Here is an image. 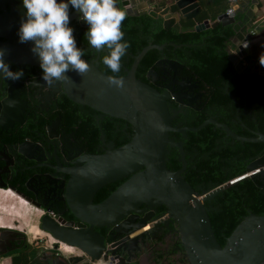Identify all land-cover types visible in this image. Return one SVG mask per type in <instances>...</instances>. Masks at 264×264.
Segmentation results:
<instances>
[{
	"label": "water",
	"instance_id": "water-1",
	"mask_svg": "<svg viewBox=\"0 0 264 264\" xmlns=\"http://www.w3.org/2000/svg\"><path fill=\"white\" fill-rule=\"evenodd\" d=\"M127 4L129 6L124 7L126 4L120 5L117 1V6H123L127 14H132L133 9L153 13L162 20L164 27H168L172 20L179 19L195 20V31L213 28L218 24L231 25L234 32L232 43L236 48L234 52H229V58L236 71L243 73L250 69L252 73L264 74V66L259 62L244 63L240 60L247 55L249 48L244 45H249L248 39L252 36L248 29L253 25V11L246 3L240 2L238 8L227 9L214 21L199 19L205 12L202 0H127ZM0 6L4 11L3 17H0V37L4 39L0 42V50L5 52V63H25L40 67L38 56L31 51L34 43L19 42L21 19L26 18L22 0H0ZM243 14L250 20L245 22L244 18H239ZM82 24L87 25L84 21ZM165 45L148 44L133 55L127 74L119 77L123 80L122 88L110 86L107 80L111 75L104 73L96 61H89L84 56L82 59L90 65V71L83 76L69 72L67 75L70 79L57 82L58 89L71 101L126 121L133 127L134 135L129 142L117 148H109L99 155L89 154L85 166L72 172L67 192L69 207L85 223L86 228L77 230L62 226L47 214L41 217L40 228L56 240L79 248L88 257L81 264H93L101 258L111 261L117 259L113 257L116 252L114 244L106 245L94 227L113 224L118 235H126L128 231L122 229V226L136 217L141 205H163L169 218L178 225L181 245L189 264H260L264 261V214L246 215L221 246L213 232L204 202L238 181L264 173V166L258 168L251 163L236 178L198 193L182 176L186 167L183 142L174 141L169 133L176 131L186 136V131H199L209 123L223 130L233 141L264 142V133L256 132L254 137L242 136L232 131L227 124L213 118H208L196 127H173L171 122L175 111L170 113L166 95L135 76L137 65L146 52L151 48L162 50ZM172 45L177 46L174 43ZM176 67H181V64L177 62ZM171 148L177 149L181 162V168L175 171L166 166ZM125 177L105 199L93 203V197L100 188ZM5 189L21 194L11 186ZM24 199L30 201L26 197ZM59 220L62 221L61 218ZM143 224L138 223L136 228H141ZM80 258H73L74 263ZM119 261L120 264L125 263L124 258Z\"/></svg>",
	"mask_w": 264,
	"mask_h": 264
},
{
	"label": "flooded vegetation",
	"instance_id": "flooded-vegetation-1",
	"mask_svg": "<svg viewBox=\"0 0 264 264\" xmlns=\"http://www.w3.org/2000/svg\"><path fill=\"white\" fill-rule=\"evenodd\" d=\"M117 1L121 5V1ZM6 6L8 8V5ZM128 6L129 4H126L124 7ZM121 9H124L123 6ZM142 12L148 13L133 9L129 15H138ZM3 13L0 6V17H3ZM79 15L70 6V16L73 18L70 19L69 26L73 28L74 33L85 34L89 26L82 24ZM2 41L4 39L0 37V42ZM83 45L88 53L86 59L96 61L100 68V59L107 54L106 50L97 51L88 44V41ZM163 49L159 58L145 70L138 64L135 76L166 95L170 113L175 111L171 122L173 127H196L189 126L188 119L197 113L211 111L214 106L209 105L207 96L210 95L199 80L189 75L184 63L170 54L169 49ZM139 51L134 53L127 49L121 60L119 77L127 74L133 62L132 56ZM240 60L246 63L243 59ZM177 62L181 67H176ZM6 64L10 65L12 71L23 70L24 76L12 81L4 80L0 73V186H3L0 188L14 187L30 200L27 201L21 194L15 193L28 206L40 211L36 224L39 230L41 217L46 214L62 226L82 230L86 225L73 214L67 197L72 172L85 166L89 154L99 155L109 148H117L118 142H122V145L129 142L134 135L133 127L122 119L102 114L87 106L72 108L68 101L70 99L58 89L57 82L50 86L42 79V69L38 66L14 62ZM226 92L228 93L227 90ZM238 111L239 107L231 119L234 124H237L239 119ZM70 113H73L74 119H70ZM216 117V114L210 113L208 118ZM240 125L245 132L250 131L255 135L259 132L249 129L244 122H240ZM231 130L237 133L236 129ZM187 132L190 131H186V136H183L180 132L171 131L169 136L174 141L183 142L184 147L183 139L188 137ZM228 138L231 137L224 132L218 142L227 143ZM230 142L233 143V140ZM262 158L264 147L251 157L247 165L254 163L256 167L263 168ZM260 176L264 177V173ZM126 178L107 185L116 183L120 185ZM99 190L93 197L94 204L103 200ZM204 191L206 190L202 192ZM210 201L211 199L204 202L207 212L212 210L213 204ZM150 212L152 214H149ZM140 222L144 224L137 229ZM16 223L17 221L11 227L0 226V258L8 257L12 264L15 263V259L17 264H81L88 260L79 248L58 241L47 232L43 231L46 239L35 237L37 240L31 241L27 230L19 228ZM122 229L128 233L118 235L113 224L94 227V231L104 238L105 244H114L113 249L116 250L113 257L117 259L109 261L101 258L103 262L120 264L119 259L124 258V264H162L164 263L162 260H166L163 244L169 241L174 245L172 252L175 250L178 264H189L181 245L178 225L169 218L163 205L156 207L141 205L136 217L131 219L129 224L122 226ZM125 237L127 238L124 239ZM47 241L51 243L47 244ZM63 245L72 248L73 253H66ZM32 250L35 254L30 258ZM156 252H163L159 255L162 263H158L154 258ZM79 257L81 258L74 263L73 258ZM260 264H264V261Z\"/></svg>",
	"mask_w": 264,
	"mask_h": 264
},
{
	"label": "trees",
	"instance_id": "trees-1",
	"mask_svg": "<svg viewBox=\"0 0 264 264\" xmlns=\"http://www.w3.org/2000/svg\"><path fill=\"white\" fill-rule=\"evenodd\" d=\"M121 5L127 0H120ZM211 3H210V2ZM205 12L199 17L214 21L226 7H221L219 0H204ZM195 20H172L168 27H164L162 20L153 13L142 12L138 15L127 14L122 23L124 40L130 44L131 52L141 50L148 44H166L163 50L169 49L170 54L176 56L188 69L190 76L199 80L207 90L209 112H200L188 119L189 126H198L206 120L210 113L216 114L219 122L226 123L231 129L242 136H255L253 132H245L240 127L244 122L251 130L264 133V74L252 73L250 69L239 73L234 63L229 58L233 30L231 25L218 24L213 28L195 31ZM77 46L84 49L87 37L83 32L73 33ZM174 43L176 47L172 45ZM161 50L151 48L140 60L141 69H146L159 58ZM249 62V57L244 58ZM100 59L101 70L114 75ZM119 75V74H118ZM228 91V93L226 92ZM75 109L83 107L68 100ZM239 107L237 124L231 119ZM70 119H74L70 113ZM89 127V125H86ZM184 138V151L186 168L182 173L184 180L192 188L202 193L211 190L227 181L236 178L246 171V165L258 150L264 147V142H244L228 138L227 143L218 142L224 131L209 123L196 132H187ZM109 136V135H108ZM125 143V142H124ZM123 143L118 142V147ZM167 154L166 166L170 170L181 168L179 153L176 148H171ZM264 161V158L261 160ZM121 183V182H120ZM119 184V183H118ZM118 184L106 185L99 190L101 199L107 197ZM213 206L208 211V216L216 239L221 246L224 245L236 225L249 213L264 214V177L256 175L238 181L218 192L210 201ZM215 207V209H214ZM166 260L159 259L163 252H156L154 258L162 264H178L176 252H172L174 245L170 242L163 244ZM35 254L32 250L30 258ZM17 261L15 259V263Z\"/></svg>",
	"mask_w": 264,
	"mask_h": 264
},
{
	"label": "clouds",
	"instance_id": "clouds-1",
	"mask_svg": "<svg viewBox=\"0 0 264 264\" xmlns=\"http://www.w3.org/2000/svg\"><path fill=\"white\" fill-rule=\"evenodd\" d=\"M22 4L26 18L21 19L19 42L34 43L31 51L38 56L42 79L48 85L70 79L69 72L83 76L90 71V65L82 59L84 51L77 46L74 30L69 26L71 6L80 14L79 19L89 26L85 33L88 44L97 51L107 52L102 62L114 74L108 77V84L123 87L118 74L130 44L124 40L122 31L127 12L117 6V0H22ZM4 55L0 50L2 78L21 79L23 70H10ZM259 64L264 66V52L259 56Z\"/></svg>",
	"mask_w": 264,
	"mask_h": 264
},
{
	"label": "rangeland",
	"instance_id": "rangeland-1",
	"mask_svg": "<svg viewBox=\"0 0 264 264\" xmlns=\"http://www.w3.org/2000/svg\"><path fill=\"white\" fill-rule=\"evenodd\" d=\"M7 190L10 189H0V226L11 227L17 221L16 224L19 228L27 230V235L31 241L35 242L37 240L35 237L45 238L46 236L43 231L39 230L36 225L40 211L20 202L14 195L11 196L12 194L7 192ZM29 227L33 230L30 231L31 229ZM50 243V241H47V244ZM72 251H66V253H71ZM97 263L107 264L103 260Z\"/></svg>",
	"mask_w": 264,
	"mask_h": 264
},
{
	"label": "crops",
	"instance_id": "crops-1",
	"mask_svg": "<svg viewBox=\"0 0 264 264\" xmlns=\"http://www.w3.org/2000/svg\"><path fill=\"white\" fill-rule=\"evenodd\" d=\"M204 1V0H202ZM221 1V7H226L225 10H223L221 13H224L227 9L229 8H238L239 3L243 2L248 5L249 8H252L253 11V25L251 28L248 30L252 33V36L250 39H248L249 45V51L247 55L243 56L244 58L249 57V62L250 63H258L259 62V56L262 52H264V0H219ZM210 2V1H209ZM138 3H141L138 1ZM204 3V2H203ZM211 3V2H210ZM205 6V5H204ZM239 18H244V21H248L247 17L241 15ZM178 21V20H177ZM231 51L234 50V46L230 48ZM243 61L248 63L244 58ZM1 189V188H0ZM7 192H10L14 197H16L20 202H23L26 204L24 201H22L21 197H17V195L12 192L11 190H7ZM21 198V199H20ZM31 229V227H29ZM31 229L30 231H32ZM37 233V232H36ZM67 246L63 245L62 248L65 249ZM66 251H72V249L67 247L65 249ZM0 264H12L11 259L8 257H3L0 258ZM98 264V263H96Z\"/></svg>",
	"mask_w": 264,
	"mask_h": 264
},
{
	"label": "bare ground",
	"instance_id": "bare-ground-1",
	"mask_svg": "<svg viewBox=\"0 0 264 264\" xmlns=\"http://www.w3.org/2000/svg\"><path fill=\"white\" fill-rule=\"evenodd\" d=\"M13 192V191H12ZM42 231V230H41ZM67 248V247H66ZM69 248V247H68ZM72 249V248H71Z\"/></svg>",
	"mask_w": 264,
	"mask_h": 264
},
{
	"label": "built area",
	"instance_id": "built-area-1",
	"mask_svg": "<svg viewBox=\"0 0 264 264\" xmlns=\"http://www.w3.org/2000/svg\"><path fill=\"white\" fill-rule=\"evenodd\" d=\"M128 5V4H127Z\"/></svg>",
	"mask_w": 264,
	"mask_h": 264
}]
</instances>
